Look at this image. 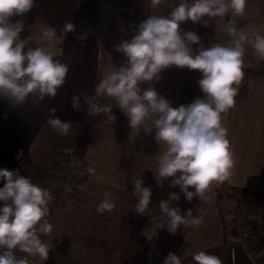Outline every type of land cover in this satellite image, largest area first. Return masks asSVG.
<instances>
[{
  "label": "clouds",
  "instance_id": "obj_1",
  "mask_svg": "<svg viewBox=\"0 0 264 264\" xmlns=\"http://www.w3.org/2000/svg\"><path fill=\"white\" fill-rule=\"evenodd\" d=\"M152 8L165 0H149ZM247 0H179L165 15H149L135 29V34L115 45V51L125 57L124 63L104 74L95 85L93 94L82 92L71 97V104L79 112L87 105L89 116L108 113L113 101L126 115L129 127L137 133L151 135L162 149L154 176L162 185L179 187L167 200L159 202L161 217L151 230L141 232L149 242L157 238V229H167L175 234L181 225L199 227L203 218L193 216V210L173 206L181 194L190 203L193 198L210 202L209 193L214 182L225 181L234 166L233 153L222 126L221 114L234 104L238 86L244 78L245 45H250L257 60L264 61V35L256 29H241L237 17L245 13ZM38 7L37 0H0V97L14 107L24 104L29 97L36 103L45 98L54 99L66 81L69 65L55 57L50 50L62 44L68 33L76 32V25L66 20L59 29L43 27L39 39L43 45L29 46L31 37L21 38L25 29L22 17ZM231 13L226 31L231 39L226 44L202 45L201 37L194 31L181 32V24L203 22L207 27L212 20ZM207 18V19H205ZM78 41L88 38L86 32L76 36ZM194 45H199L195 48ZM175 66L198 71V86L203 94L189 104L174 107L161 96L153 82L161 80V73ZM150 86L141 89L140 85ZM113 121L115 117H113ZM72 121L61 120L56 109L49 110L46 126L59 135H67ZM22 150L17 159L22 156ZM0 264H31L30 257H38L41 264L49 258L50 247L42 239L51 235L49 223V191L21 175L19 170L0 168ZM192 188L194 191H190ZM134 195L138 199L135 212L145 215L151 203L152 190L144 186L143 176L134 181ZM114 207V196L104 193L97 212L103 214ZM26 255L18 257L16 252ZM151 258V254H149ZM194 264H222L221 259L205 251L192 254ZM163 264H182V258L169 252Z\"/></svg>",
  "mask_w": 264,
  "mask_h": 264
},
{
  "label": "crops",
  "instance_id": "obj_2",
  "mask_svg": "<svg viewBox=\"0 0 264 264\" xmlns=\"http://www.w3.org/2000/svg\"><path fill=\"white\" fill-rule=\"evenodd\" d=\"M37 3L38 7L22 17H14L13 22L24 21L25 29L21 38L31 37L29 46L35 47L44 43L39 39L41 28L55 27L59 33L64 22L71 20L76 25V32L68 33L62 44H54L50 49L57 59L69 65V72L54 99L45 98L36 103L29 97L24 104L14 107L0 97V168L19 170L21 175L30 177L33 183L47 189L52 197L48 204L47 219L53 225V231L51 235L42 237L51 250L44 264H84L87 257L86 239L92 243L93 260L101 252V236L97 233L100 213L96 209L102 193L94 191V195L90 191L85 192L82 197L85 207L71 212L78 213L75 218L79 221L75 223L62 221V217L73 207L58 214L53 209L54 194L69 152L88 154L95 150L96 154H101L102 145L108 143L99 121L89 119L87 105L77 112L72 107L71 97L82 92L92 95L95 85L104 74L124 63L125 57L116 52L114 46L130 39L138 27L130 26L125 21V14L143 17L164 14L165 10L162 12L157 9L161 5L149 8L131 1L121 6L107 0H37ZM178 3V0H173L172 6ZM84 32L88 38L83 42L78 41L77 34ZM171 68L178 70V77L168 81L172 87L169 89V101L178 107L181 104V68ZM166 72L167 69L161 73V80L152 84L164 98L167 95L164 88ZM149 86L148 83L140 85L142 90ZM52 108L56 109V116L61 120L73 122L67 135H59L46 126V118ZM122 114L127 118L123 112L121 117ZM227 139L235 163L225 181L212 185L210 202L194 197L189 203L182 195L174 204L182 212L192 209L193 216L203 218L202 225H181L175 234L169 233L166 228L159 229L157 238L153 240L149 264H163L169 252L180 256L182 264H194L192 254L199 251L218 256L222 264H264V83L245 104ZM21 150L23 154L17 159ZM83 173L84 169L82 179L86 177ZM87 178L92 181L90 174ZM3 184L4 181L0 180V187ZM237 188L246 192L250 209L249 236L242 243L233 239L232 206L229 204H233L232 197ZM189 190L194 191L192 188ZM224 191H228L231 196L227 202L222 196ZM89 198L92 201L87 202ZM0 206H3V202H0ZM82 213L90 215V219L82 218ZM16 255L23 257L26 254L17 251ZM29 259L31 264H41L38 257Z\"/></svg>",
  "mask_w": 264,
  "mask_h": 264
},
{
  "label": "rangeland",
  "instance_id": "obj_3",
  "mask_svg": "<svg viewBox=\"0 0 264 264\" xmlns=\"http://www.w3.org/2000/svg\"><path fill=\"white\" fill-rule=\"evenodd\" d=\"M107 1L120 6L122 4H129L130 1L138 6H151L149 0H138L137 2L136 0ZM168 2L170 6L168 5ZM172 2L173 0H165L160 9H157L159 11L162 10V12L165 10L166 12L164 11V14L159 15L167 16L172 10ZM191 2L192 0H189V3ZM164 5L166 6V9L164 8ZM126 15L131 14H125L124 18ZM230 18L231 13L224 18L218 17L215 20H212L207 27L203 26V22L194 24L189 20L182 23L180 28L182 33L185 31L196 32L201 37L202 45L205 47L214 43L226 44L231 39L226 31L227 21ZM236 19L238 26L241 29H256L260 34L264 35V0H247L244 15L237 17ZM193 47L195 50L199 45H194ZM245 47V75L241 83L236 86L238 87V93L235 97V104L226 113L221 114V123L227 130V138L245 104L264 83V76L254 77L253 74L246 75V68L255 67L262 61L255 58L250 45H245ZM177 71V69L173 68L167 69L164 87L167 91L165 97L167 100H169V89L172 88L168 85V81L177 79ZM180 78L181 104H189L197 96L202 97L203 94L198 86V80L201 78V75L198 71H189L187 68H183L181 69ZM97 121H99L98 123L103 127L102 130L106 136L105 141L109 145H102L101 154H96L95 150H92L88 154L80 152L85 154L82 168L84 169L83 175H86L84 179L80 176V181H78V189L82 196L56 208L55 211L58 214L69 207H73V210L68 211L65 216L62 217V221L75 223L76 221H79L75 218L78 216V213L71 212L74 210L76 212L85 207L83 204V195L88 191L92 192L94 195H96L94 191L102 193L100 200L97 199L98 203L103 201L105 192L113 193V209L100 214L98 219V222H100L99 229H101H98L97 231L101 236L100 255L96 254V259L93 260L94 252L92 249V243L90 240L86 239L85 250L87 251V257L84 264H121L122 258L132 253L139 243L141 227L145 225L151 230L153 225L159 221L161 217L159 202L161 200H167L169 195L173 192L180 193V189L178 186L175 188L171 187L169 180H162L161 185L157 182V179L154 176V173L157 170L159 153L162 150L159 149V145L154 140V132L153 134L148 135L141 131L137 136V133L132 131L129 127L128 119L124 118L123 114L118 124H114L116 122H106L103 119ZM114 156L115 159H113ZM89 174L92 181L87 178ZM142 176L144 186L149 187L152 190L151 203L149 204L145 215H140L135 212L138 199L134 195V181ZM239 191H241V196L238 195L240 193ZM243 193L244 189H235L234 197H232L233 204L229 202L232 206V212H230L232 217V227L239 203H246L248 205L246 217L247 220L250 221L249 202L248 198ZM222 196L226 202L228 201L227 198L231 197L229 196L228 191H224V195ZM86 201L90 202L92 199L89 198ZM175 203L176 201H173V206ZM114 211L123 213L115 214ZM89 216L90 215L83 213L81 215V217H84L85 219H90L91 216ZM146 216V221L143 222V218ZM91 231L93 232V230ZM158 232L159 228L157 229V233ZM153 240L155 241V238ZM149 254H151V251L143 256L145 264H149L151 259L149 258Z\"/></svg>",
  "mask_w": 264,
  "mask_h": 264
},
{
  "label": "built area",
  "instance_id": "obj_4",
  "mask_svg": "<svg viewBox=\"0 0 264 264\" xmlns=\"http://www.w3.org/2000/svg\"><path fill=\"white\" fill-rule=\"evenodd\" d=\"M149 15L143 17H135L133 15H126V22L132 26L136 27L141 22L147 19ZM104 104L111 105V110L108 113H101L99 116H89V119L99 120L103 119L106 122H117L121 118V110L118 105L114 102H105ZM113 117L115 120L113 121ZM85 160V154L78 151L69 152L66 155L64 165L60 171V180L56 186L54 194V207L59 208L60 206L76 200L80 197V191L78 189V181L83 171V162ZM238 194L241 196V191ZM248 205L246 203H239L237 212L235 214L234 224L232 227L233 239L236 242L242 243L249 236V221L246 217V210Z\"/></svg>",
  "mask_w": 264,
  "mask_h": 264
},
{
  "label": "trees",
  "instance_id": "obj_5",
  "mask_svg": "<svg viewBox=\"0 0 264 264\" xmlns=\"http://www.w3.org/2000/svg\"><path fill=\"white\" fill-rule=\"evenodd\" d=\"M245 71H246V75L253 74L254 77L264 76V61L260 62L255 67L246 68ZM243 194L246 195V192L244 191ZM146 218L147 216L143 218V222L146 221ZM146 228L148 227H146L145 225L141 227L139 243L134 248V251H132V253L122 258L121 264H145V262L143 261V256L147 252L151 251L153 248V240L149 242L144 236L141 235V232L145 230Z\"/></svg>",
  "mask_w": 264,
  "mask_h": 264
}]
</instances>
